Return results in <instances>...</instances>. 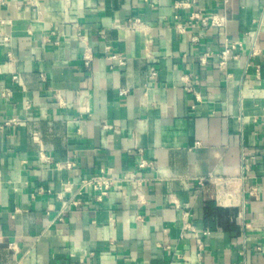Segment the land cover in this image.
<instances>
[{
    "label": "crops",
    "instance_id": "1",
    "mask_svg": "<svg viewBox=\"0 0 264 264\" xmlns=\"http://www.w3.org/2000/svg\"><path fill=\"white\" fill-rule=\"evenodd\" d=\"M226 40L239 56L221 67ZM14 116L0 264H264V0H0V123ZM103 169V200L77 193Z\"/></svg>",
    "mask_w": 264,
    "mask_h": 264
},
{
    "label": "built area",
    "instance_id": "2",
    "mask_svg": "<svg viewBox=\"0 0 264 264\" xmlns=\"http://www.w3.org/2000/svg\"><path fill=\"white\" fill-rule=\"evenodd\" d=\"M223 1L227 3L229 0H223ZM186 3L187 2H184V3L182 2V4H186ZM196 16H198V14H194L191 18L196 17ZM200 18H201V23L203 26H206L208 24H211L214 26H223L225 24V16L217 14V13L212 14L211 16H201L200 15ZM141 24H142V20L138 17L128 19L129 27L139 28ZM180 30L182 31L185 30V27H181ZM240 45H241V42L239 41L226 40V42L224 43V47L217 53L220 59L221 67H225L230 59L237 58L239 56L238 48ZM149 47L150 46L148 44L147 49L150 52ZM105 48H106V53H107L108 58L114 60L116 62L115 63L116 65L122 66L127 63L126 56L119 54V53L112 52L111 45H107ZM257 52H258V49L254 48L253 53H257ZM148 57H153V55L151 53H148ZM91 59H92L91 54L85 55L86 64H89ZM203 59H205V56H203ZM111 67H114V65H112ZM258 73H260L259 68H258ZM157 74H158V71L156 67L152 65L150 69V75H149L150 79H154L157 76ZM14 79L19 81V76L15 75ZM188 89H190V87H188ZM126 91L127 90H123V92H126ZM196 96L197 98H200V94L198 92H196ZM21 123H23V120L17 116H14L0 123V127H3L4 125L21 124ZM197 144H199V142ZM40 155L44 161L46 162L52 161V157L46 152L42 151ZM148 165H150V162L146 158L142 157L139 161V167L144 168V167H147ZM117 180L118 179L112 175V172L110 170L103 169L102 172L95 174L91 176L90 178L82 180L77 193L81 194L82 190L85 187L91 186L95 191L98 192L97 199L103 200V198L106 195H108L109 191L111 190V188L113 187V185L116 183ZM201 183H203V181H201ZM72 202L75 204L79 203V201L75 199H73ZM181 216H182V221H183V226H182L183 234L190 229H194L189 219L188 212L182 211ZM198 242L200 244V247H202L203 244L199 237H198Z\"/></svg>",
    "mask_w": 264,
    "mask_h": 264
}]
</instances>
